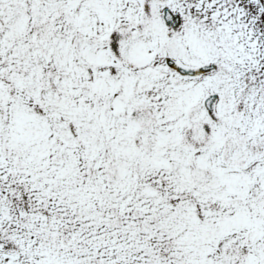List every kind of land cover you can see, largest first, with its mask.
<instances>
[{
    "label": "snow or ice",
    "instance_id": "obj_1",
    "mask_svg": "<svg viewBox=\"0 0 264 264\" xmlns=\"http://www.w3.org/2000/svg\"><path fill=\"white\" fill-rule=\"evenodd\" d=\"M0 264H264V0H0Z\"/></svg>",
    "mask_w": 264,
    "mask_h": 264
}]
</instances>
